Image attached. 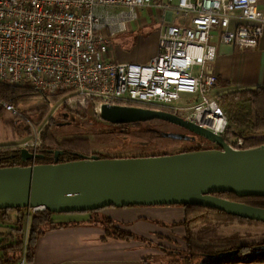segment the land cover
<instances>
[{
  "label": "built area",
  "instance_id": "2783aa9c",
  "mask_svg": "<svg viewBox=\"0 0 264 264\" xmlns=\"http://www.w3.org/2000/svg\"><path fill=\"white\" fill-rule=\"evenodd\" d=\"M259 0H0V80L29 82L36 90L66 92L71 107L91 103L131 105L172 112L225 135L228 115L214 90L220 43L258 46L264 35ZM175 9L183 23H164L157 52L147 61L115 60L112 39L130 29L142 8ZM162 19V16L160 17ZM182 94L195 95L177 105ZM14 116L21 110L0 98ZM244 149L241 137L226 140ZM41 141L28 148L36 155ZM36 164V158L32 159ZM41 208H26L27 219ZM18 264H27L25 253Z\"/></svg>",
  "mask_w": 264,
  "mask_h": 264
},
{
  "label": "water",
  "instance_id": "95a60500",
  "mask_svg": "<svg viewBox=\"0 0 264 264\" xmlns=\"http://www.w3.org/2000/svg\"><path fill=\"white\" fill-rule=\"evenodd\" d=\"M112 124L162 120L216 147L171 155L60 161L0 167V210L41 208L52 213L88 212L109 206L200 205L264 222V208L217 196H264V144L234 149L223 135L165 110L131 105L101 107ZM26 149L23 160L37 158ZM264 250V245L256 246ZM234 249L208 258L238 254Z\"/></svg>",
  "mask_w": 264,
  "mask_h": 264
},
{
  "label": "trees",
  "instance_id": "16d2710c",
  "mask_svg": "<svg viewBox=\"0 0 264 264\" xmlns=\"http://www.w3.org/2000/svg\"><path fill=\"white\" fill-rule=\"evenodd\" d=\"M65 95L66 92L48 93L38 91L29 82L12 84L8 81L0 80V98L12 103L19 109L23 105H30L33 98L41 97L42 103L37 106L30 105L31 107L29 109L34 116L39 115L41 118H44L48 114L51 105L59 103ZM217 100L229 118V126L224 135L226 140L232 137H241L244 140L245 148L264 144V86L251 89L232 90L228 93L218 95ZM64 103L61 102L60 104ZM63 108L65 109V105H63ZM3 112H5V109L0 106V114ZM78 115L80 118L85 119L88 117V111H79ZM65 116L67 117L68 114L65 113ZM51 120H49L47 127L41 135L42 141L38 146L37 155L39 156L36 158V163L53 162L55 159V152H62L59 156L60 161H71L95 155L100 158L108 159L171 155L175 153L210 149L208 146H205L206 139L192 132H166L153 127H144V122H137L130 124H115L113 126L118 129L112 130H109V128L99 129L97 127H92L90 130H92L91 132L94 135L95 143L107 146L115 142V144L108 147L107 149L109 150L103 154L95 152V143H93L90 137H65L59 132L62 130L61 127L68 124L61 125L59 122H51ZM103 121L110 123L105 120ZM87 124L90 123H86L85 125L87 126ZM25 132L30 134L31 128L26 129ZM197 138H201L202 141H198ZM25 149L32 153L30 148ZM22 150L23 148L17 145L0 147V167L32 164V159L23 160ZM216 195L232 201L264 208V196L240 197L232 192L218 193ZM181 206L185 210L183 225L186 230L185 241L187 243V249L185 251H175L173 253H175L174 256L179 258L180 256H184L186 264H192L193 260L195 261V258L198 256L207 258V262L201 264L264 261V250L255 249L256 246L264 245L263 228L259 233H255V235L250 234L251 231H248L249 233L243 232L245 229L228 231L226 228H228L229 225L225 223L220 224L219 218L222 217L232 221L237 220L240 223L246 222L259 226H264V222L234 216L218 209L200 205ZM13 210L18 212L15 226L12 229L15 241L0 244V250L2 251L0 264H18L24 253L26 260H28V257H30L34 251L39 236L48 228L56 226L53 225L51 221L53 213L49 210L43 209L34 212L31 218L28 242L25 244L23 233L27 218L26 208ZM100 210L101 209L88 211L92 215L90 221L104 225L108 236L117 238H129L133 236L129 231L117 227L111 218L100 216ZM9 211L10 209L0 210V219L3 221L10 220L8 216ZM232 221H230V223H232ZM234 249L239 250V253L233 256L215 259L207 257L208 254L214 255ZM171 261L174 262V259Z\"/></svg>",
  "mask_w": 264,
  "mask_h": 264
},
{
  "label": "crops",
  "instance_id": "0c3cea01",
  "mask_svg": "<svg viewBox=\"0 0 264 264\" xmlns=\"http://www.w3.org/2000/svg\"><path fill=\"white\" fill-rule=\"evenodd\" d=\"M258 7L264 12V0H259ZM148 8L154 9V16L160 21L159 31L164 23H183L175 9L165 11L154 6L142 8L137 20L141 19V13ZM152 24V20L144 18L139 25L148 28ZM157 33L156 42L153 43L155 53L158 49L155 48L159 35ZM143 41L142 39L132 44V50ZM212 43L217 49V58L212 64L218 76L215 90L225 92L264 86V35L258 46L250 49L220 43L217 33L214 34ZM111 52L114 50L111 49ZM120 58L131 61V54L120 52ZM2 144L4 143L0 142V146ZM10 212V220L0 219V224L10 222L12 227L15 226L18 212ZM99 215L111 218L117 227L129 231L133 236H108L104 225L90 221V212L54 213L51 221L56 226L48 228L39 236L32 255L26 260L27 264H166L169 261L172 263L175 255L173 252L187 249L183 225L185 210L181 205L109 206L101 209ZM30 219L26 218L27 231L24 227L25 244L30 233ZM6 227L0 226V244L15 241L13 228L8 230ZM224 264H264V261Z\"/></svg>",
  "mask_w": 264,
  "mask_h": 264
},
{
  "label": "rangeland",
  "instance_id": "374dc122",
  "mask_svg": "<svg viewBox=\"0 0 264 264\" xmlns=\"http://www.w3.org/2000/svg\"><path fill=\"white\" fill-rule=\"evenodd\" d=\"M144 18L148 19L149 21L152 20L153 24L148 28L140 27L139 24L141 20ZM159 23L160 21L157 20L154 16V9H150V8L145 9L143 13H141V19L132 23V29H131V24H130V29L127 32L120 34L117 37L112 39V45H113L112 49L114 50V52H111L109 56L115 60H120L121 59L120 52L121 53L127 52L131 54V61H140V62L147 61L150 57H152L155 54L153 43L154 41L156 42L155 39H157L156 34H158L157 32H159V26H158ZM142 39L145 42L143 41V43H139L135 47V50L137 51L135 52V50H132V44H134L135 42H139ZM156 47H157V44L155 45V48ZM230 91L232 90L225 91V92H219L215 90L214 94L215 96H218L220 94L228 93ZM64 99L65 98L63 97L59 103L51 105L50 111H48V114L44 118L39 117V115L34 116L32 112L29 110L31 107L30 105L37 106L42 103L41 97L33 98L32 101L30 102V105L28 106H24V105L21 106L20 109L25 111L23 112L21 110L22 114L24 115L23 118L21 116H18V117L14 116L7 111L1 113L0 114V142L4 144H2L0 147L17 145L25 149V148H28L30 145H32V143H34L37 140L42 141L41 135L44 129L47 127L49 120H51V118H52L51 122L57 121L61 125L68 124V125L61 127L62 130L59 132L60 134H63L65 137L87 136L91 138L93 143H95L94 135L91 132L92 130H90L92 127H97L99 129L109 128V130L118 129L117 127L113 126L115 124L104 122L100 117V113L96 111V109L91 103H89L86 107H82V106L71 107V106H68L67 102L65 103L63 102ZM194 99H195V95L182 94V98L178 100L176 104L184 105V104H187L188 101H192ZM61 102H63L64 104H60ZM63 105H65V109L63 108ZM85 110L88 111V117L85 119L80 118V116L78 115V112L85 111ZM65 113L68 114L67 117L65 116ZM71 121L72 122L74 121V122L72 123ZM86 123H90V124H87L86 126L85 125ZM143 126L153 127V128H156L162 131H166V132L190 133L189 131H186L182 127H179L177 125H174V124H171L165 121H160V120H152V121L144 122ZM131 127L135 128L134 126H131ZM28 128H31L30 134L25 132V130ZM197 139L198 141H202L201 138H197ZM114 144L115 142L110 145L105 146L103 144L100 145L98 143H95V146H94L96 149L95 152L104 154L106 151L109 150L107 148L113 146ZM205 146H208L209 148L216 147L215 144L210 143L208 140L205 142ZM10 211H11L10 213L12 214L15 210L10 209ZM55 214H61V213H55ZM219 220H220V224L225 223L229 225V227L226 228L228 231H232L234 229L235 230L245 229L243 230V232L251 231L250 234L255 235V233H259V231L262 228L264 229V226L254 225V224H250L246 222L240 223L237 220L232 221V220L222 218V217H220ZM230 221H232V223H230ZM0 222L2 221L0 220ZM9 223H6V224H9ZM6 224L3 225V223H1L0 226L6 227ZM7 226L8 227L6 228L8 230L13 228L12 227L13 225H11V223H10V226L9 225ZM25 229L27 231L26 226H25ZM173 259H174V262L170 263L169 261L166 264H186L185 262L186 260L184 256H180V258L177 256H174ZM205 262H207V258L198 256L197 258H195V261L193 260L192 264H201Z\"/></svg>",
  "mask_w": 264,
  "mask_h": 264
}]
</instances>
